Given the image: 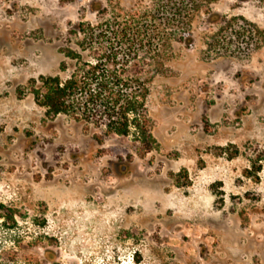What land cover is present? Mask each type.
<instances>
[{
  "label": "rangeland",
  "instance_id": "1",
  "mask_svg": "<svg viewBox=\"0 0 264 264\" xmlns=\"http://www.w3.org/2000/svg\"><path fill=\"white\" fill-rule=\"evenodd\" d=\"M174 1L0 0V260L264 264V0L189 13L150 86L151 152L35 100L69 50L92 58L81 24Z\"/></svg>",
  "mask_w": 264,
  "mask_h": 264
},
{
  "label": "trees",
  "instance_id": "2",
  "mask_svg": "<svg viewBox=\"0 0 264 264\" xmlns=\"http://www.w3.org/2000/svg\"><path fill=\"white\" fill-rule=\"evenodd\" d=\"M199 1L188 4L175 0L167 10L157 6L155 13L117 16L97 29L81 24L92 58L69 50L67 57L75 63L69 78L49 76L35 81L36 102L49 116L67 115L85 125L104 128L107 136L132 137L140 151L151 152L157 142L147 111L150 86L164 68L169 43L177 38L190 43L186 18ZM159 14L168 16L159 20ZM95 44L98 46L92 48ZM61 70H68L67 63H62ZM0 264L18 262L0 260Z\"/></svg>",
  "mask_w": 264,
  "mask_h": 264
}]
</instances>
